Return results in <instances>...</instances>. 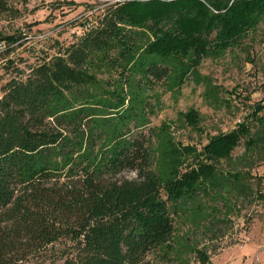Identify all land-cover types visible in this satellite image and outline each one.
Returning <instances> with one entry per match:
<instances>
[{
    "label": "trees",
    "instance_id": "trees-1",
    "mask_svg": "<svg viewBox=\"0 0 264 264\" xmlns=\"http://www.w3.org/2000/svg\"><path fill=\"white\" fill-rule=\"evenodd\" d=\"M9 9L0 0V15ZM262 16L264 0L105 2L72 41L34 49L30 62L8 56L20 34L0 33V264H182L174 220L198 197L210 223L248 195L264 203L251 171L264 105L199 147L150 120L161 91L199 78L202 58ZM183 119L195 125L196 112ZM193 258L209 264L204 250Z\"/></svg>",
    "mask_w": 264,
    "mask_h": 264
},
{
    "label": "rangeland",
    "instance_id": "rangeland-1",
    "mask_svg": "<svg viewBox=\"0 0 264 264\" xmlns=\"http://www.w3.org/2000/svg\"><path fill=\"white\" fill-rule=\"evenodd\" d=\"M111 1L122 0H8L9 12L0 15V33L22 37L10 44L14 49L8 56L29 57L30 62L34 49L55 42L67 44L78 33L83 17ZM3 60L0 54V64ZM197 72L199 78L188 77L180 86L161 91L158 110L150 120L151 125L167 126L175 141L199 147L210 135L234 127L253 103L264 105V16L239 44L202 58ZM203 77L211 83L210 91L203 85ZM188 108L197 115L193 126L183 119ZM241 150V146L235 147L231 156ZM263 155L254 157L258 162L251 171L264 177ZM204 204L206 198L198 197L189 211L174 220L175 238L183 244L177 247L182 250L178 257L185 261L182 264H196L195 248L205 251L209 264H264V203L250 195L234 201L230 211L221 212V223H210ZM171 260L169 264H181L176 258Z\"/></svg>",
    "mask_w": 264,
    "mask_h": 264
}]
</instances>
